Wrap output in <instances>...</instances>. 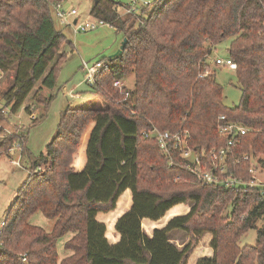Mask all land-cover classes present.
Returning <instances> with one entry per match:
<instances>
[{
    "label": "trees",
    "instance_id": "1",
    "mask_svg": "<svg viewBox=\"0 0 264 264\" xmlns=\"http://www.w3.org/2000/svg\"><path fill=\"white\" fill-rule=\"evenodd\" d=\"M56 2L62 0H0V79L5 72H14L2 104L12 113L38 84L48 90L57 86L69 41L55 26ZM118 6L124 4L96 0L91 10L92 17L112 25L128 43L121 56L102 60L109 67L95 76L90 87L111 101L102 86L119 97L113 83L134 76L135 87L126 90L128 109L88 108L90 116L80 125L73 122L85 108L69 107L61 114L56 137L38 159L50 161V167L37 173L30 167L32 173L8 209V215L13 209L14 214L6 216L0 233V264H58L60 240L66 251H83L73 263L60 264H189L207 233L212 235L213 254L195 264H264V226H257L264 222L260 189L198 184L183 167L169 165V156L156 140L142 135L153 126L161 132L187 129L193 148L222 147L225 141L217 126L225 116L249 129L234 148L235 159L264 154V0H152L138 13L123 15ZM225 41H230L228 57L237 65L242 91L239 105L232 108L224 104L215 74H208L214 50ZM16 141L13 135L3 138L0 150L8 152ZM38 160L31 163L35 169ZM141 164H149L150 172L168 174L172 181L178 176L190 179L173 183L198 186L200 192L167 196L142 188ZM229 164L231 173L250 178L249 162L230 158ZM126 192L132 194L131 208L116 219L119 238L111 242L99 215L115 210ZM187 201H194L187 214L171 218L152 235L144 232V220L159 222ZM229 202L235 220L223 223L217 214ZM37 212L55 221L51 232L29 223ZM205 215L213 223L192 228L195 219ZM250 229L257 230L256 246L240 247L241 237ZM174 231L192 233L193 240L179 247L171 241ZM81 234L83 245L72 247L71 241ZM224 239L230 240L225 247Z\"/></svg>",
    "mask_w": 264,
    "mask_h": 264
},
{
    "label": "rangeland",
    "instance_id": "2",
    "mask_svg": "<svg viewBox=\"0 0 264 264\" xmlns=\"http://www.w3.org/2000/svg\"><path fill=\"white\" fill-rule=\"evenodd\" d=\"M95 1L96 0H62V6L64 10L67 11L77 8L79 13L76 18L83 21L90 17ZM117 1L125 5L130 0ZM119 13L123 15V10L120 9ZM54 22L55 26L59 30H62L63 34L68 37L69 41H72L71 44L65 46L68 56L58 70L57 86L52 90H48L45 88L39 89L40 84H38L29 98L24 102L23 106L15 114L8 113L4 115V119L1 121L4 127L8 128L11 132H19L20 130L25 131V141L23 143V151L15 149V151L10 154V150L7 152L6 148L0 150V222L5 220L6 216L10 218L13 217L14 209L9 215L7 214L8 209L14 203L18 191L26 181L30 167L33 173L45 172L50 167V161L46 164L42 162L43 160L39 161L38 159L40 155L46 154L48 144L56 137L61 114L69 107L75 108L70 105L75 102L70 97L71 91L78 93L82 91L83 94H87L88 100H90L79 105L83 110H86L80 113L73 124L80 125L81 122H85L90 116L88 108L99 109L112 105L117 109H122V107L128 109L126 105V90H132L135 87L134 76L123 78L122 80L125 82V86L122 88L115 86L113 83L112 86L119 92V97L114 94L115 90L110 91L106 86H102V91L111 99V101H109L101 95V91L93 95L94 92L86 82L84 63H87L88 66H92L96 62L106 60L113 55L119 49L123 41L124 36L122 33L117 32L115 28L110 26L100 27L88 32L74 33L73 30L69 29V26L61 25L56 19H54ZM229 43L230 41H225L219 44L214 50L211 58V65L208 68V74H215L216 81L223 87V102L227 107L232 108L239 105L242 97L236 71L230 67L215 65V60L217 58H228L227 49ZM13 77L14 72L9 71L5 72L0 79V108H4L2 104V95L12 85ZM48 104L50 105L48 106ZM27 108L33 111L27 112ZM6 134H8L7 131L2 133L0 141L4 138L2 136ZM16 142L14 144H16ZM34 158L38 160L35 166H38L36 169L31 166ZM253 159L255 162L263 160V162L261 161L259 163L257 177L264 182V154H255V156L253 155ZM12 160L19 161L20 165L13 164L11 162ZM151 162L152 160L149 163ZM148 165L149 164L140 165L141 177L143 179L141 182L142 188L151 189L167 196L178 192H200V187L198 186L181 187L175 185L173 183L174 180L172 181L168 174L164 176L159 170L150 172ZM131 196L132 194L130 192L124 193L119 199L115 210L99 215V219L107 224V235L111 242H116L119 238L114 230V223L120 215L131 208ZM193 206L194 201H187L185 204L171 210L167 217L159 222L144 220L142 223L144 232L148 235H152L154 229L163 228L167 222L175 216L187 214ZM233 210L234 206L229 202L224 206L223 210L217 214V218H220V221L223 223L232 222L235 220L232 214ZM247 210L248 209L241 214V218H244ZM208 218L209 217H206V215L198 216L195 222L192 223V228L200 226L201 223H208ZM29 223L40 226L50 232L53 229L55 221L45 217L41 212H37L31 217ZM209 223H213V221ZM257 226H264V222H258ZM83 237L84 234H81L71 241L72 247L75 248L76 245H83ZM170 237L171 241L175 242L179 247H183L186 243L193 240L192 233H185L183 231H174ZM211 238L212 235L207 233L200 239L201 241L198 245L197 254L189 264H195L198 258L211 256L213 254V250L210 247ZM228 241L230 240L224 239L221 242V246L225 247ZM256 242L257 230L250 229L241 237L239 246L252 248L256 246ZM35 248L38 249L39 247L37 246ZM58 250L60 255L57 259L58 264L63 260H68L69 263H73L83 254L81 249L77 250V253L74 251H66L64 249L63 240L58 242ZM221 254L223 256L222 251Z\"/></svg>",
    "mask_w": 264,
    "mask_h": 264
},
{
    "label": "built area",
    "instance_id": "3",
    "mask_svg": "<svg viewBox=\"0 0 264 264\" xmlns=\"http://www.w3.org/2000/svg\"><path fill=\"white\" fill-rule=\"evenodd\" d=\"M150 4V0H130L124 6H118V12L122 9L123 14L138 13L141 8ZM53 10L59 23L63 26H72L75 33L93 31L104 26L112 27V25L104 20L92 17L91 15L87 19L80 21L76 18L79 13L78 9L73 8L69 11L64 10L62 2L54 3ZM215 65L230 67L234 70L237 69L235 62L229 57L226 59L217 58L215 60ZM106 67L107 63H103L102 61H98L92 66H88L87 63H84L86 82L90 86L93 85L95 82V76ZM114 84L120 88L125 86V82L121 79L116 80ZM31 110L29 109V111ZM8 113L15 114L12 113L10 109L6 108L0 111V114L6 115ZM219 120L220 122L217 126L218 135L220 139L225 141V145L222 147L193 148L191 146L192 136L187 129H180L177 132H161L156 126H153L151 129L143 131L142 135L146 139L156 140L159 149L163 154L169 156V165L183 167L186 171L192 174L194 180H196L198 184L217 187L221 186L235 190L242 189L245 191L257 188L260 189V193L264 197V182L257 177L259 163L254 161L252 155L247 154L243 155L242 158L235 159L234 148L241 143V138L249 132V129L240 123L227 121L225 116H220ZM4 131H7L8 134L3 135L2 137L5 138L9 135H13L18 139V143L16 142V144L10 149V154H12L15 149L23 151L25 131L20 130L19 132H11L8 128L4 127L0 120V136ZM230 158H234L236 163L244 160L251 164L248 169V173L250 174L249 179L237 177L230 172ZM11 162L15 165H20L19 161L12 160ZM30 173H32L31 170H29V174ZM174 182L190 183L192 180H185L181 176H178L174 179ZM4 227L5 220H2L0 222V233Z\"/></svg>",
    "mask_w": 264,
    "mask_h": 264
},
{
    "label": "crops",
    "instance_id": "4",
    "mask_svg": "<svg viewBox=\"0 0 264 264\" xmlns=\"http://www.w3.org/2000/svg\"><path fill=\"white\" fill-rule=\"evenodd\" d=\"M69 29L73 30V32L75 33L74 28L72 26H69ZM67 40L69 41L68 37H67ZM71 43H72V41H69V44H71ZM64 51L67 53V51L65 49H64ZM67 56H68V54H67ZM93 95H95V93H93ZM70 97L75 101L74 103H71L70 105L75 107V108H78V107H80L79 105H82L83 103L90 101V100H88L87 94H83L82 91L79 93L71 91ZM67 237H69V236H67ZM63 242L65 243V241H63Z\"/></svg>",
    "mask_w": 264,
    "mask_h": 264
},
{
    "label": "water",
    "instance_id": "5",
    "mask_svg": "<svg viewBox=\"0 0 264 264\" xmlns=\"http://www.w3.org/2000/svg\"><path fill=\"white\" fill-rule=\"evenodd\" d=\"M127 43H128V39L126 37H124L119 49L110 57L114 58V57L121 56L123 54L125 48H126Z\"/></svg>",
    "mask_w": 264,
    "mask_h": 264
}]
</instances>
